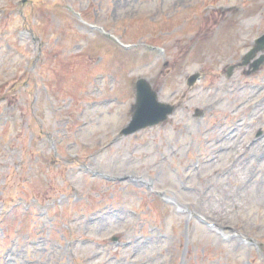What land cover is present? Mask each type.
Masks as SVG:
<instances>
[{
	"label": "rangeland",
	"instance_id": "374dc122",
	"mask_svg": "<svg viewBox=\"0 0 264 264\" xmlns=\"http://www.w3.org/2000/svg\"><path fill=\"white\" fill-rule=\"evenodd\" d=\"M262 33L264 0H0V264H264ZM139 78L173 109L122 135Z\"/></svg>",
	"mask_w": 264,
	"mask_h": 264
},
{
	"label": "water",
	"instance_id": "95a60500",
	"mask_svg": "<svg viewBox=\"0 0 264 264\" xmlns=\"http://www.w3.org/2000/svg\"><path fill=\"white\" fill-rule=\"evenodd\" d=\"M257 46L249 52L246 57H251L258 49L264 48V36L256 41ZM263 60V56L258 59L254 65H258ZM137 100L133 118L130 124L124 128L121 133L128 134L144 126L155 124L166 118V115L173 109L172 106L160 103L156 99V94L151 90L149 84L140 79L136 83Z\"/></svg>",
	"mask_w": 264,
	"mask_h": 264
},
{
	"label": "bare ground",
	"instance_id": "6f19581e",
	"mask_svg": "<svg viewBox=\"0 0 264 264\" xmlns=\"http://www.w3.org/2000/svg\"><path fill=\"white\" fill-rule=\"evenodd\" d=\"M232 238H234V236Z\"/></svg>",
	"mask_w": 264,
	"mask_h": 264
}]
</instances>
